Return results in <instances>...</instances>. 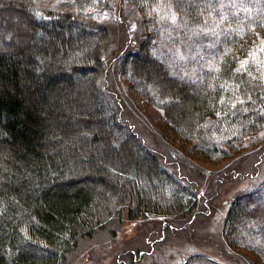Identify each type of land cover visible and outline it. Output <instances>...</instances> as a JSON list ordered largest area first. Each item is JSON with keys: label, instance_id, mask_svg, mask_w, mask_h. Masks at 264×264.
I'll use <instances>...</instances> for the list:
<instances>
[{"label": "trees", "instance_id": "trees-1", "mask_svg": "<svg viewBox=\"0 0 264 264\" xmlns=\"http://www.w3.org/2000/svg\"><path fill=\"white\" fill-rule=\"evenodd\" d=\"M118 1L143 30L114 62L133 101L162 110L167 141L240 153L264 127V0ZM109 3L0 0L26 21L0 33V264H68L112 223L198 211L99 90ZM223 229L264 260V183L232 200Z\"/></svg>", "mask_w": 264, "mask_h": 264}, {"label": "rangeland", "instance_id": "rangeland-1", "mask_svg": "<svg viewBox=\"0 0 264 264\" xmlns=\"http://www.w3.org/2000/svg\"><path fill=\"white\" fill-rule=\"evenodd\" d=\"M109 4L111 9L100 18L107 22L111 37L102 49L99 90L161 164L196 192L200 204L192 218L168 225L155 216L112 223L91 238L81 239L68 264H126L130 260L134 264H264L250 250L229 247L223 229L232 200H242L264 183V127L247 137L241 152L233 157H208L192 151L189 143L183 147L182 142L167 141L161 131L162 110L133 101L129 83L120 80L114 63L142 38L138 15L125 8L126 3L110 0ZM0 11V33L14 31L6 25L10 20L16 28L26 22L17 11Z\"/></svg>", "mask_w": 264, "mask_h": 264}, {"label": "snow or ice", "instance_id": "snow-or-ice-1", "mask_svg": "<svg viewBox=\"0 0 264 264\" xmlns=\"http://www.w3.org/2000/svg\"><path fill=\"white\" fill-rule=\"evenodd\" d=\"M173 19H175V17H173Z\"/></svg>", "mask_w": 264, "mask_h": 264}]
</instances>
